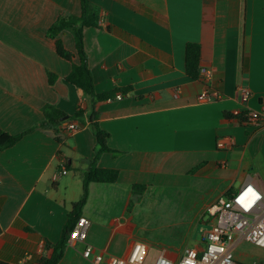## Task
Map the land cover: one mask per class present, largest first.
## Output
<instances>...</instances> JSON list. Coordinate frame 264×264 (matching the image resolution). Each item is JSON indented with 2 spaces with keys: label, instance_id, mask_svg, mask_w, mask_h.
I'll list each match as a JSON object with an SVG mask.
<instances>
[{
  "label": "crops",
  "instance_id": "1",
  "mask_svg": "<svg viewBox=\"0 0 264 264\" xmlns=\"http://www.w3.org/2000/svg\"><path fill=\"white\" fill-rule=\"evenodd\" d=\"M91 1L103 16L101 29L84 31L96 92L132 90L97 107L109 146L121 152L104 153L98 166L119 176L90 184L82 212L90 221L87 241L69 242L59 264H93L83 256L87 245L108 264L111 256L127 257L138 241L149 248L144 264L161 255L177 261L186 249L205 247L207 229L199 235L196 228L219 197L247 184L264 194V125L242 122L248 111H264V0ZM65 13L79 16L80 1L0 0V129L22 133L44 119L46 104L68 115L89 109L84 92L65 79L72 64L47 36ZM58 39L79 63L72 33ZM188 43L201 45L200 65L210 70L208 87L221 93L219 100L198 101L207 84L186 73ZM48 71L59 76L53 86ZM75 129L63 133L71 137L64 145L36 130L0 152L1 262L38 264L51 254L45 243L60 241L96 146L88 124ZM63 163L71 169L60 172ZM134 185L147 188L138 195ZM171 200L189 227L183 238L159 245L139 223L141 213L146 218L149 208L161 211ZM235 257L261 264L264 250L243 243Z\"/></svg>",
  "mask_w": 264,
  "mask_h": 264
},
{
  "label": "trees",
  "instance_id": "2",
  "mask_svg": "<svg viewBox=\"0 0 264 264\" xmlns=\"http://www.w3.org/2000/svg\"><path fill=\"white\" fill-rule=\"evenodd\" d=\"M79 1L81 5V14L79 16L70 13L62 14L50 26L47 31V36L56 40V50L58 55L72 64V70L65 79L84 92L90 103L89 109L79 107L73 115H68L56 106L46 104L42 109L44 119L22 133L13 135L0 129V152L12 148L26 135L36 130L51 132L55 140L60 145H64L67 140L71 139V137H66L63 133L68 129L70 124L74 125L75 122L82 125L88 124L96 138L94 157L91 160L88 170L84 174L83 195L78 202L73 204V208L68 214L67 223L64 227L60 241L56 244H52L51 242L45 243L46 251H51V254L42 257L38 264H59L62 260L69 244L70 234L79 218L82 216L83 209L87 204L90 184L115 183L119 176L118 170L101 168L98 166L99 160L104 153L118 155L121 152L114 150L109 146L108 141L111 135L101 127L99 123L100 115L97 107L101 103L116 99L118 94L126 96L128 92L132 90V87L117 88L106 93L96 92L94 77L89 67L88 54L85 49L84 31L86 28H102V9L91 0ZM64 31H69L74 36L77 55L80 60L79 63L74 62L76 55L68 51L58 39L59 35ZM200 62L201 45L198 43H188L186 46V73L190 78L195 80L201 78L202 68ZM58 79L59 76L56 73L48 71V80L51 86H53ZM225 115L230 117L229 113H226ZM64 118L66 119L63 120ZM74 130H76L75 125ZM61 153V150H59L58 158L63 160L64 157ZM63 166L64 170L71 169V165L63 163V165H60L59 167L60 171H63ZM146 188V185H134L133 191L135 194L141 195L145 192ZM0 264L6 263L0 261Z\"/></svg>",
  "mask_w": 264,
  "mask_h": 264
},
{
  "label": "built area",
  "instance_id": "3",
  "mask_svg": "<svg viewBox=\"0 0 264 264\" xmlns=\"http://www.w3.org/2000/svg\"><path fill=\"white\" fill-rule=\"evenodd\" d=\"M210 75V70L201 69V78H205L207 86L199 94V102H212L222 97L218 90L208 87ZM122 97L121 94L116 96L117 99ZM242 122L245 126L264 125V111H248ZM68 128L73 130L74 125L70 124ZM217 146L220 149L226 147L222 139L218 140ZM207 214L211 221L203 249L188 248L177 261L161 255L154 264H242L235 257L241 244L248 243L264 250V194L255 185L247 184L230 196L219 197L207 209ZM89 227L90 221L81 216L70 234L69 242L86 243ZM148 252V245L138 241L127 257L111 256L108 264H144ZM83 256L93 264L104 261V254L90 245L84 249ZM261 264H264V259Z\"/></svg>",
  "mask_w": 264,
  "mask_h": 264
},
{
  "label": "rangeland",
  "instance_id": "4",
  "mask_svg": "<svg viewBox=\"0 0 264 264\" xmlns=\"http://www.w3.org/2000/svg\"><path fill=\"white\" fill-rule=\"evenodd\" d=\"M172 197H176L171 195ZM172 202H165L162 203V210L158 211L156 209L149 208L146 212V218L140 217L139 223L147 224V228L149 229V237L155 239L159 245H163V243L170 245L168 241H172V238H183V232L185 229L189 227L190 219H187L186 224L184 225L183 219L179 216L178 207L176 202L171 200ZM187 206L192 207L191 204H195V200L192 199L190 196L187 197ZM189 214V213H188ZM205 222L199 223L196 228L197 234L201 235L204 230H208L210 227L209 221H211V217L207 214L204 217ZM157 243V242H155ZM191 245V243H188ZM187 245V244H186ZM247 247L243 246L241 249H246ZM239 250V249H238ZM254 253L262 254V252L253 250ZM252 251V252H253ZM249 262V260H247Z\"/></svg>",
  "mask_w": 264,
  "mask_h": 264
},
{
  "label": "water",
  "instance_id": "5",
  "mask_svg": "<svg viewBox=\"0 0 264 264\" xmlns=\"http://www.w3.org/2000/svg\"><path fill=\"white\" fill-rule=\"evenodd\" d=\"M66 118H64L63 120H65ZM76 127H82V124H78L77 122L74 123Z\"/></svg>",
  "mask_w": 264,
  "mask_h": 264
}]
</instances>
